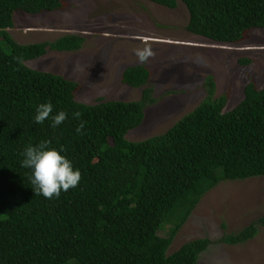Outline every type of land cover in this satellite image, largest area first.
Segmentation results:
<instances>
[{
	"label": "trees",
	"instance_id": "obj_1",
	"mask_svg": "<svg viewBox=\"0 0 264 264\" xmlns=\"http://www.w3.org/2000/svg\"><path fill=\"white\" fill-rule=\"evenodd\" d=\"M176 8L179 0H150ZM187 29L221 43L248 39L264 28V0H181ZM65 0H0V264H198L213 240L200 237L169 253L177 234L201 199L224 181L264 176V87L252 78L244 99L225 111L229 95L208 96L167 132L141 141L128 133L155 102L152 70L128 66L123 82L144 87L141 100L80 102V84L26 61L49 49L79 50L86 41L66 34L54 42L22 44L9 28L16 12L38 14L65 8ZM246 62V61H244ZM68 119L59 127L34 121L41 103ZM79 112V119L73 113ZM81 122L85 127L77 132ZM47 143L82 174L78 186L51 200L35 195L23 153ZM223 227L227 225L223 223ZM264 216L220 242L241 244L255 238ZM169 231L167 236L160 232Z\"/></svg>",
	"mask_w": 264,
	"mask_h": 264
},
{
	"label": "rangeland",
	"instance_id": "obj_2",
	"mask_svg": "<svg viewBox=\"0 0 264 264\" xmlns=\"http://www.w3.org/2000/svg\"><path fill=\"white\" fill-rule=\"evenodd\" d=\"M65 2L66 7L56 11H17L16 25L8 30L22 44L54 42L66 34L86 37L79 50L49 49L26 63L77 81L76 97L87 104L141 100L144 87L127 85L122 77L128 66L141 64L137 50L151 49L154 55L145 64L152 70L150 84L156 101L147 105L144 122L128 133L131 141L163 134L192 112L208 96L210 75L216 82L215 97L229 95L225 111L244 99L252 78L264 87V28L253 30L244 41L221 43L187 29L190 13L181 0L176 8L150 0ZM262 216L264 176L224 181L201 199L169 253L187 241L208 237L213 242L198 264H264V227L246 243L219 241ZM160 234L167 236L169 231L166 228Z\"/></svg>",
	"mask_w": 264,
	"mask_h": 264
},
{
	"label": "clouds",
	"instance_id": "obj_3",
	"mask_svg": "<svg viewBox=\"0 0 264 264\" xmlns=\"http://www.w3.org/2000/svg\"><path fill=\"white\" fill-rule=\"evenodd\" d=\"M135 55L141 63H146L154 53L149 48L137 50ZM54 106L51 102L41 103L36 109L34 121L37 124H44L49 118L52 120L51 126L55 129L68 119L66 111H59L53 115ZM74 119H79L81 113L74 112ZM85 125L81 122L78 133H82ZM63 148H51L47 143L39 146H30L24 153L22 167L31 170L30 182L35 195H42L46 199L59 198L61 192H67L71 188L78 186L82 179V174L75 168L72 161L66 155H62Z\"/></svg>",
	"mask_w": 264,
	"mask_h": 264
}]
</instances>
